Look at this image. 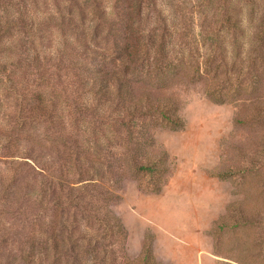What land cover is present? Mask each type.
<instances>
[{"label":"rangeland","instance_id":"1","mask_svg":"<svg viewBox=\"0 0 264 264\" xmlns=\"http://www.w3.org/2000/svg\"><path fill=\"white\" fill-rule=\"evenodd\" d=\"M258 109L264 0H0V264H264Z\"/></svg>","mask_w":264,"mask_h":264},{"label":"trees","instance_id":"2","mask_svg":"<svg viewBox=\"0 0 264 264\" xmlns=\"http://www.w3.org/2000/svg\"><path fill=\"white\" fill-rule=\"evenodd\" d=\"M126 54V60L133 63L135 65V69H138L139 65H146L147 62H149L150 56H151V51H142L136 47L132 48V47H127V49H125L124 51ZM154 60H155V66L154 69H156V71L159 72V75H161L164 72V69H166L167 71L170 72L171 75L174 74V76L178 77V76H184L185 73L180 74L179 68H181V65H174V63L172 65H168L165 66V61H167L168 59V53L166 51V49H160L154 52ZM259 58V57H257ZM256 58V59H257ZM255 59V60H256ZM210 56L207 57V59L205 60V62L202 64L203 67L201 68L199 65V67L195 68V74L197 75V77L199 79L202 78H208L211 80V84L209 85L208 88V94L209 96H211V98L215 101V102H225L224 99H222L221 97H219V95L217 96L219 89L215 88L214 85V79L217 77V73L215 74L214 77L211 76L210 72H211V67H210ZM187 69V68H186ZM204 70V72H201V70ZM179 72V73H178ZM133 75L137 74V70L134 73H131ZM164 74V73H163ZM99 75H103L102 73H99ZM105 76V75H104ZM127 89L129 88V85H127ZM123 90V89H122ZM121 92V90H120ZM132 92L130 93V98L134 101V105L138 106L140 101L142 99H144V97H139L137 98L135 95L132 96L131 95ZM122 98V97H121ZM140 99V100H139ZM259 100V99H258ZM257 100V102L255 104L260 105L261 103ZM161 103V102H158ZM154 104L152 103V109L155 113H157L158 115H160V117L162 118L163 123L168 126L169 128H171L172 130H179V129H183L185 127V121L183 120V118L181 116H179L177 113V108L175 107V109H167L164 105L166 104ZM176 104V103H175ZM150 105V103H149ZM153 111H149L148 113H151ZM263 110L258 109L257 113H256V117L257 120L259 122V124H264V112H262ZM260 118H263L262 120ZM248 118H246V120H242L239 119L237 121V123L239 125H245L246 123H250L251 122H255V119H252V121H247ZM263 121V122H262ZM258 122L253 123L254 124H258ZM259 126V125H258ZM160 165H163L162 163ZM160 165L158 163H151V164H144V165H137L136 168L140 173H144L147 175H150L151 177H153L158 171L162 170V168L160 167ZM255 177H257V179L259 180V183L261 186H264L262 184H264V175H262V170H260V168H257L255 170ZM260 178V179H259ZM106 223H108L106 221ZM247 221L244 222V224H242L243 227L247 226ZM108 225L111 226L109 223L105 224V226L108 228ZM118 235H122L121 232V226L120 228L118 227V231L116 232ZM98 244H96L95 247L92 248V255H95V261L94 264H108V253L107 251H105L104 255L102 256V253L99 252V246H97ZM128 264H158L156 263L153 254H152V249L150 245H146L143 251V258H141V260L139 262L136 263H128Z\"/></svg>","mask_w":264,"mask_h":264}]
</instances>
